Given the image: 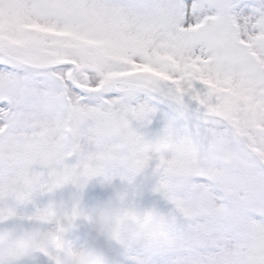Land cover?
<instances>
[{"label": "snow or ice", "instance_id": "1", "mask_svg": "<svg viewBox=\"0 0 264 264\" xmlns=\"http://www.w3.org/2000/svg\"><path fill=\"white\" fill-rule=\"evenodd\" d=\"M0 264H264V0H0Z\"/></svg>", "mask_w": 264, "mask_h": 264}]
</instances>
